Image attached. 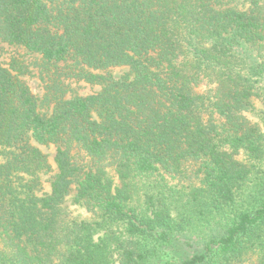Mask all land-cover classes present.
Returning <instances> with one entry per match:
<instances>
[{
	"label": "trees",
	"instance_id": "trees-1",
	"mask_svg": "<svg viewBox=\"0 0 264 264\" xmlns=\"http://www.w3.org/2000/svg\"><path fill=\"white\" fill-rule=\"evenodd\" d=\"M0 43L100 87L0 65V264H264V0H0Z\"/></svg>",
	"mask_w": 264,
	"mask_h": 264
},
{
	"label": "rangeland",
	"instance_id": "rangeland-1",
	"mask_svg": "<svg viewBox=\"0 0 264 264\" xmlns=\"http://www.w3.org/2000/svg\"><path fill=\"white\" fill-rule=\"evenodd\" d=\"M48 1V0H46ZM241 0H230L231 3L235 4ZM241 7V6H240ZM245 7H242L244 9ZM17 62L23 68V74L19 75V78L24 81L30 88L32 93L41 98L46 93V88L49 84V80L55 76L56 73L62 78L63 85L67 86L68 93H66V98L72 97L73 95L87 96L93 93H97L100 90L99 86H91L83 81H78L74 77L75 72L71 65L57 63V64H47L40 55L26 51L24 48L19 46H10L8 44L0 43V65L4 68L9 69L12 63ZM125 70H113L111 74L113 76H120ZM17 73V72H13ZM253 104L257 110H264V101L259 99H253ZM32 145L36 147L43 155H45L48 165L50 167L49 172L43 174L40 172V182L37 184L36 189H34L35 195L38 198L46 196L50 193V183L55 175L56 167L53 161L55 154V147L53 145L44 146L32 142ZM2 162V157H0V163ZM113 179L114 185H119V180L117 177L110 173ZM68 211L71 216L77 217L80 220H88L92 218V214L87 212L85 208L78 207L77 205H71L68 202ZM195 226L186 229V234L191 241H201L205 239L206 234H210L211 223L208 224L207 220L194 221ZM189 229H192L191 231ZM188 232V233H187ZM103 231H96L94 235V241H98L103 238ZM185 239L180 238L178 241H174L169 252L177 258L189 257L194 253V249L185 245ZM116 264V263H114Z\"/></svg>",
	"mask_w": 264,
	"mask_h": 264
}]
</instances>
